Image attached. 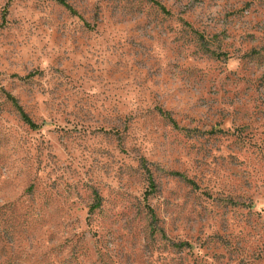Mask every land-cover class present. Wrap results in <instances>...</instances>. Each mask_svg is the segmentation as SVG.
<instances>
[{"label":"rangeland","instance_id":"rangeland-1","mask_svg":"<svg viewBox=\"0 0 264 264\" xmlns=\"http://www.w3.org/2000/svg\"><path fill=\"white\" fill-rule=\"evenodd\" d=\"M63 1L0 0V264H264V0Z\"/></svg>","mask_w":264,"mask_h":264},{"label":"trees","instance_id":"trees-1","mask_svg":"<svg viewBox=\"0 0 264 264\" xmlns=\"http://www.w3.org/2000/svg\"><path fill=\"white\" fill-rule=\"evenodd\" d=\"M59 3L63 4V5H66L65 2L63 0H57ZM151 1H154V0H151ZM155 4H157L155 2ZM162 9H163V6H160ZM8 98L14 103V105L16 106L22 120L27 123L31 128H35L37 127L36 124L29 118V116L22 110L21 106L17 104L15 98L11 95L8 94ZM184 245H187L186 243H181V244H178L177 246L178 247H181V246H184Z\"/></svg>","mask_w":264,"mask_h":264}]
</instances>
